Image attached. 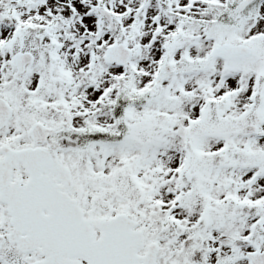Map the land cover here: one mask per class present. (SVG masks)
Listing matches in <instances>:
<instances>
[{
  "label": "snow or ice",
  "instance_id": "1",
  "mask_svg": "<svg viewBox=\"0 0 264 264\" xmlns=\"http://www.w3.org/2000/svg\"><path fill=\"white\" fill-rule=\"evenodd\" d=\"M0 264H264V0H0Z\"/></svg>",
  "mask_w": 264,
  "mask_h": 264
}]
</instances>
